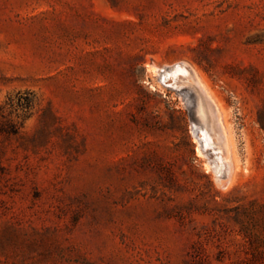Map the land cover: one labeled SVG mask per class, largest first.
<instances>
[{
  "label": "rangeland",
  "instance_id": "obj_1",
  "mask_svg": "<svg viewBox=\"0 0 264 264\" xmlns=\"http://www.w3.org/2000/svg\"><path fill=\"white\" fill-rule=\"evenodd\" d=\"M0 264H264V0H0Z\"/></svg>",
  "mask_w": 264,
  "mask_h": 264
},
{
  "label": "bare ground",
  "instance_id": "obj_2",
  "mask_svg": "<svg viewBox=\"0 0 264 264\" xmlns=\"http://www.w3.org/2000/svg\"><path fill=\"white\" fill-rule=\"evenodd\" d=\"M177 68V67H176ZM179 73H181L182 75H184V81L189 85L191 86V88L194 89V87H196L199 91V95L196 96L197 97V104H196V116H197V120H198V123L200 124V126L203 127V129L205 130V132L210 136L212 135L213 133V124H212V121L214 120L213 118H216V116L218 115H215V117L213 116V112L210 110V106L207 104V102H205L206 100L203 99V89L201 87V82L199 80L196 79V77L193 75V74H190L188 76V73L184 70V69H178L177 70ZM169 74V73H168ZM175 74V73H174ZM178 74V73H177ZM171 77V76H170ZM195 85V86H194ZM184 86V85H183ZM187 88V87H186ZM190 90V89H189ZM195 92V91H194ZM196 94V92H195ZM201 95V96H200ZM210 102V101H208ZM213 105V104H212ZM214 107V106H212ZM213 109V108H212ZM215 112V111H214ZM218 114V112H217ZM215 122V120H214ZM215 124V123H214ZM215 128V126H214ZM203 130V131H204ZM217 132V131H216ZM213 136V135H212ZM203 137V136H201ZM205 138H206V135H205ZM209 138V137H208ZM214 138V137H213ZM222 138V137H221ZM213 140V139H212ZM211 140V141H212ZM225 141H222L220 138H216L215 140V145H218L219 146V150L220 148H223L225 147L224 144ZM214 145V143H212ZM225 150V149H224ZM223 151V150H222ZM226 151V150H225Z\"/></svg>",
  "mask_w": 264,
  "mask_h": 264
}]
</instances>
